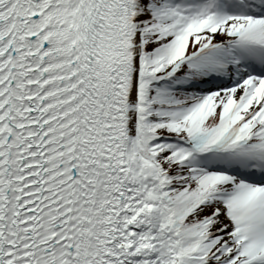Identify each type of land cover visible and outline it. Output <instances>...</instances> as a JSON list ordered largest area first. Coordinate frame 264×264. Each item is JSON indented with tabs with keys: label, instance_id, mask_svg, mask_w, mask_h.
<instances>
[{
	"label": "snow or ice",
	"instance_id": "snow-or-ice-1",
	"mask_svg": "<svg viewBox=\"0 0 264 264\" xmlns=\"http://www.w3.org/2000/svg\"><path fill=\"white\" fill-rule=\"evenodd\" d=\"M0 264H264V0H0Z\"/></svg>",
	"mask_w": 264,
	"mask_h": 264
}]
</instances>
